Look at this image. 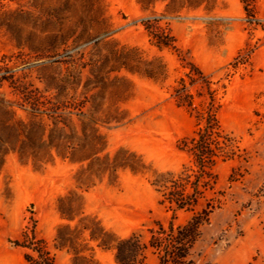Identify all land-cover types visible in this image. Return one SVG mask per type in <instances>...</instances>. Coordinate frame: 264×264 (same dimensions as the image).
I'll return each mask as SVG.
<instances>
[{
  "label": "rangeland",
  "instance_id": "1",
  "mask_svg": "<svg viewBox=\"0 0 264 264\" xmlns=\"http://www.w3.org/2000/svg\"><path fill=\"white\" fill-rule=\"evenodd\" d=\"M246 4L250 15L241 0H0V264H28L36 253L17 243L32 237L71 264L58 236L116 264L90 232L146 241L166 227L149 182L195 169L180 142L207 110L233 157L209 169L195 209L213 207L199 263L264 264V0Z\"/></svg>",
  "mask_w": 264,
  "mask_h": 264
},
{
  "label": "trees",
  "instance_id": "2",
  "mask_svg": "<svg viewBox=\"0 0 264 264\" xmlns=\"http://www.w3.org/2000/svg\"><path fill=\"white\" fill-rule=\"evenodd\" d=\"M246 1L241 0L245 13L250 15ZM144 25L148 30V26L145 23ZM150 39L158 48L177 51L174 40L166 33L159 35L150 33ZM189 99L178 98L177 104L191 106ZM196 119V130L193 135L180 142V150L191 157L195 169L184 168L176 175L159 173L149 182L160 194V204L173 213L167 226L156 223V226L149 230L150 235L146 241L140 233L115 238L112 242L89 233L90 241L113 252L116 264H146L148 253L155 256V264H200L195 248L201 237V227L208 223L213 207L207 203L199 212H195V209L202 193L212 189L210 185L212 174L209 169L217 160L225 161L233 157V144L230 136L221 129L212 110L199 114ZM178 211L191 212V216L184 223L176 225L175 215ZM31 239L36 242V247L17 243L18 246L30 248L36 253L35 257L29 253L24 254V260L28 264H54L44 240L35 237ZM59 239L67 244L56 247L63 248L71 254V264H97L91 255L82 256L79 250L70 244L69 239L58 236L54 240L55 243L59 244Z\"/></svg>",
  "mask_w": 264,
  "mask_h": 264
}]
</instances>
